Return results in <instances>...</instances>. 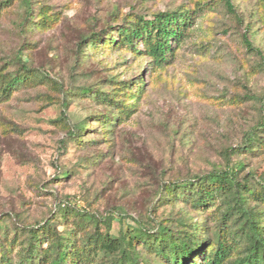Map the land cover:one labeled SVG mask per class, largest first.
Wrapping results in <instances>:
<instances>
[{"label":"rangeland","instance_id":"rangeland-1","mask_svg":"<svg viewBox=\"0 0 264 264\" xmlns=\"http://www.w3.org/2000/svg\"><path fill=\"white\" fill-rule=\"evenodd\" d=\"M196 3L203 12L170 40L161 66L142 40L118 42L119 27L136 18ZM25 7L0 0L1 226L21 231L55 215L80 245L75 264H114V254L81 244L94 231L121 237L195 223L187 264L208 258L227 235L220 200L195 207L189 179L239 162L238 176L256 189L264 175V0H30L34 19L47 23L29 30ZM93 34L100 39L89 44ZM16 75L24 83L2 97ZM247 133L252 151L242 148ZM236 232L242 247L247 233ZM160 246L140 239L137 262L173 264Z\"/></svg>","mask_w":264,"mask_h":264},{"label":"trees","instance_id":"trees-1","mask_svg":"<svg viewBox=\"0 0 264 264\" xmlns=\"http://www.w3.org/2000/svg\"><path fill=\"white\" fill-rule=\"evenodd\" d=\"M226 3L231 6L229 1ZM24 4L26 15L23 24L25 25V21L28 20L26 29L29 30L31 27L39 29L45 26L46 18L40 16L34 19V13L29 10L30 0H24ZM202 7L203 4L196 3L192 9L158 12L152 18L140 16L129 25L119 27L118 42H127L132 45L134 41L142 40L145 54L159 67L166 61L167 54L171 51L170 40L186 34L188 27L203 12ZM87 38L89 44H95L100 36L93 34ZM245 42L246 46L254 49L247 39ZM21 71H26L25 73L28 74L30 70L21 63ZM23 75H16L7 82V86L2 91V97H5L16 83H24ZM260 124L264 126V119ZM251 136V133L246 134L243 149L253 150L254 143ZM242 166L243 164L239 162L237 167L233 165L230 169H213L204 176H194L188 181V186L198 187V195L193 203L195 207L204 206L208 202L214 204L215 200H220L218 202L221 207L219 229H223L225 235L227 234L225 237L217 238L212 254L208 258H203V261L198 264H264V221H262L264 219V175L259 177V189H256L247 175L241 179L238 176L237 171ZM178 184L169 183L167 187L173 186L172 190L175 191L187 186V184L182 186ZM95 217L98 222L106 221L99 219L98 216ZM110 219L107 224H110ZM64 222L66 221H61L65 224ZM180 224L181 226L175 228L160 223L151 231L138 227L132 229L133 233L130 232L127 236L121 237H115L107 231L104 233L94 231L93 238L90 237L89 241L81 244L82 250L87 244L89 252L98 249L102 253L114 254L116 256L114 264H140L135 257V244L140 239L152 237L159 241L161 245L159 252L164 255L167 262L187 264L196 250V233L199 232L195 223L180 222ZM58 225L55 215L34 225H28L21 231L17 229L10 231L6 227L3 228L0 223V264L77 263L80 260L81 251H78L75 246L80 245L74 244L71 232L68 235H62L57 229ZM76 225L78 226L79 222ZM236 230L247 233L245 245L242 247L234 239L238 233ZM198 246L203 247V243Z\"/></svg>","mask_w":264,"mask_h":264}]
</instances>
